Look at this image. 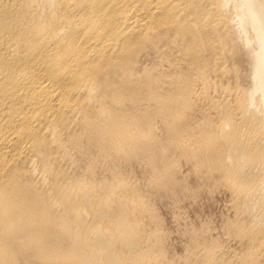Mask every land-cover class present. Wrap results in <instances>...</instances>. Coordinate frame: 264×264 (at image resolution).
Instances as JSON below:
<instances>
[{
	"label": "bare ground",
	"instance_id": "1",
	"mask_svg": "<svg viewBox=\"0 0 264 264\" xmlns=\"http://www.w3.org/2000/svg\"><path fill=\"white\" fill-rule=\"evenodd\" d=\"M210 185L241 251L183 261L264 264V0H0V264H172L155 200Z\"/></svg>",
	"mask_w": 264,
	"mask_h": 264
},
{
	"label": "rangeland",
	"instance_id": "2",
	"mask_svg": "<svg viewBox=\"0 0 264 264\" xmlns=\"http://www.w3.org/2000/svg\"><path fill=\"white\" fill-rule=\"evenodd\" d=\"M245 67H246V65H245ZM244 83H246V82H244ZM183 162L184 163L181 164L182 166H180V170H179L180 172L178 173L177 176L179 177V176L183 175L182 178L181 177H179V178L184 179L186 177L185 175L187 173L188 176L185 179H188L189 182H191L188 184L190 185V184L194 183L196 185V183H199L197 181V180H199V178L195 177V176H197V174H194L195 172L190 173V170H189V174H191V176H192V174L195 175V176L193 175V177L190 176V179H189L188 178L189 174L187 171H188V169H191V167H190L191 165L188 167L187 165H189V164L185 161H183ZM183 165H184V167H183ZM181 168H182V170H181ZM139 177H140L139 178L140 180H141V178H145V179L147 178L146 175H143V174H142V176L140 175ZM196 178H198V179L196 180ZM146 180L143 183L141 182V184H143V186L145 187L144 189H147V186H145L147 184ZM142 181H144V180H142ZM185 181L188 182L187 180H185ZM195 181H197V182H195ZM210 186L212 188H210ZM210 186H207L206 188L204 187L203 191H201L202 194L200 192V195L197 196L198 198L196 197L197 199L195 198L194 200H192L193 199L192 196L183 195V194H182V196L180 195L181 197H179V203L173 202L172 199H170L169 197L168 198L167 197H162V198L157 197L155 200V204H156L158 213L160 215L161 222H163V225H162L163 230L165 229V232L168 233V235L166 234V237L167 236L168 237L166 238L167 240L165 239V247L168 248V256L170 255L169 258L171 257L173 260L172 264H175V262H176V264H177V262H178V264L187 263V261H185L186 259L184 260L185 262L183 261V259L186 256L185 254H187V253H185L186 247H188V245L191 242L190 231L195 229V228H196V230L201 229L200 231H202V229L203 230L206 229V230L202 231L203 233L205 232L204 234H206L208 232L206 234L208 237L213 236V238L215 237L218 240H220V243L222 242V245H224V247L226 246V249H227V250H225L223 248L226 252V254L225 253L224 254L228 255L227 252L229 251V254L231 256V257L229 255L225 256L226 258H228V259L233 258L234 259V257L236 256L235 253L238 254V251H241V249H240L241 243H239V239L236 238L235 236L233 237L231 234L228 235V231L226 230V223H227L226 220L229 221L230 218L231 219L234 218L233 215L236 214V209L234 210V208H235L234 203H232L233 199H232L231 192L229 190H227V188L224 189L223 186L218 187L220 189L214 188L213 185H210ZM213 189H215V190L217 189V190L214 191ZM210 191H211V194H210ZM230 201H232V202H230ZM174 203H175V205H173ZM179 205H180V207H179ZM176 206H177V209L175 210L174 208H176ZM231 206H233V207H231ZM246 215H248V214H245L243 217H245L246 220H250L251 216L248 217ZM227 218H229V219H227ZM204 225H206V227L207 226L208 227L206 228ZM208 228L210 229V231ZM166 241H167V243H166ZM166 244H167V246H166ZM228 246H230V247H228ZM228 248L231 249V251ZM232 249H233V251H232ZM232 252H235V253H233L235 256L232 254ZM178 255H180V256H178ZM183 255H184V257L182 258V261H181L182 263H181L180 260H181V257ZM179 257H180V260H178ZM188 263H190V262H188Z\"/></svg>",
	"mask_w": 264,
	"mask_h": 264
}]
</instances>
